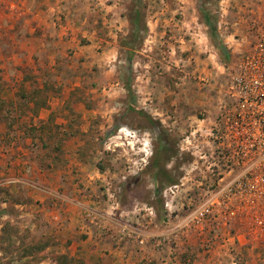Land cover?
Instances as JSON below:
<instances>
[{"label":"rangeland","instance_id":"374dc122","mask_svg":"<svg viewBox=\"0 0 264 264\" xmlns=\"http://www.w3.org/2000/svg\"><path fill=\"white\" fill-rule=\"evenodd\" d=\"M8 1L0 0V264L60 255L71 264H264V227L188 220L218 189L212 133L264 0H141L131 55L133 0H50L48 58L21 54ZM202 10L215 17L222 48ZM162 132L176 153L166 164L176 184L157 196L149 168ZM85 229L98 237L86 240ZM110 233L126 240L116 246Z\"/></svg>","mask_w":264,"mask_h":264},{"label":"built area","instance_id":"2783aa9c","mask_svg":"<svg viewBox=\"0 0 264 264\" xmlns=\"http://www.w3.org/2000/svg\"><path fill=\"white\" fill-rule=\"evenodd\" d=\"M235 63V62H234ZM227 103L215 124L219 169L217 191L188 215V220L224 223L248 220L264 227V9L253 26L252 37L231 68ZM169 187L167 190H171ZM126 236L144 239L125 227Z\"/></svg>","mask_w":264,"mask_h":264},{"label":"crops","instance_id":"0c3cea01","mask_svg":"<svg viewBox=\"0 0 264 264\" xmlns=\"http://www.w3.org/2000/svg\"><path fill=\"white\" fill-rule=\"evenodd\" d=\"M49 1L50 0H46L43 2L40 1L39 3L35 2L34 5L32 4L31 0H11V1H8V4L10 6L9 8L12 11H10V13L7 15L5 14V16L9 17V15H10L11 18L16 17L18 20L21 21V25H20V27L18 26V29L21 28L22 29L21 31H23V32H25V30H27L26 32L28 35H24V36L22 34L20 35L19 33H17L18 29H17V31H13V37L17 38V42L20 44L21 49H23L24 53H21V54L22 55L25 54L26 58L27 57L30 58L33 55L34 56L46 55L45 57L48 58V55L51 54V48H52L51 46H52L53 41L50 39V27H51V25L49 23L50 18H48L50 16L49 15L50 13L48 10ZM37 5L39 6V8ZM11 28H13V27H11ZM29 46L30 47L33 46L34 49H31ZM8 91H9L8 89L7 90L5 89L4 93L5 92L8 93ZM15 91L16 90H14V92ZM48 196H50L49 198H51V199H52V197H55V195L52 192H49ZM55 198H57V197H55ZM63 199L66 201H70V200L73 201L74 200V199H71L69 197H64ZM56 202H58V201H56ZM76 204L80 205L81 203L78 201V202H76ZM83 208L86 209L85 207H82V209ZM54 219L57 220L58 216L55 215ZM82 223L85 224L84 221ZM75 226H77V225H75ZM86 226H83V228H86ZM91 229H85V234H87V236H88L86 240H88L92 236L94 238L98 237V235H97L98 233H92ZM109 237H112L113 243L116 246L121 245L122 241L126 240L125 234H123V233H110ZM133 243L135 244V241H133ZM134 246H136V244ZM116 250H118V247L116 248ZM127 257L130 258V256H127ZM128 260H130V259L124 260L123 262H127Z\"/></svg>","mask_w":264,"mask_h":264},{"label":"trees","instance_id":"16d2710c","mask_svg":"<svg viewBox=\"0 0 264 264\" xmlns=\"http://www.w3.org/2000/svg\"><path fill=\"white\" fill-rule=\"evenodd\" d=\"M133 9L128 14V22L130 27V39H129V45L130 47V55L134 53L135 46L134 43L140 42L141 40V32L143 29L140 27L141 23V0H133ZM202 19L204 25L208 28V36L211 40L218 42V46L222 48V43L219 42V37L217 34V28H216V19L212 15H210L208 12L202 10ZM134 46V47H133ZM222 52V51H221ZM222 56L226 58L227 55L222 53ZM130 62V57L128 59ZM128 91L130 88L128 87ZM42 106H45L44 104ZM176 156V153L171 150L168 138L165 135L164 132L160 134L158 137V147L156 154L150 164L151 174L154 177L157 188L155 189V192L157 196L159 195L160 188L163 186H170L175 185L176 181L174 178L170 175L168 171H166V164L170 162L171 159H173ZM157 203L159 205L160 210L162 202L160 199H157ZM54 264H71V259L67 257L66 255H60L54 260Z\"/></svg>","mask_w":264,"mask_h":264}]
</instances>
